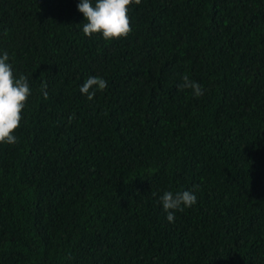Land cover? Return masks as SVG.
<instances>
[{"label":"trees","instance_id":"trees-1","mask_svg":"<svg viewBox=\"0 0 264 264\" xmlns=\"http://www.w3.org/2000/svg\"><path fill=\"white\" fill-rule=\"evenodd\" d=\"M77 3L0 0L32 90L0 143V264H264V0H140L111 40Z\"/></svg>","mask_w":264,"mask_h":264},{"label":"clouds","instance_id":"clouds-1","mask_svg":"<svg viewBox=\"0 0 264 264\" xmlns=\"http://www.w3.org/2000/svg\"><path fill=\"white\" fill-rule=\"evenodd\" d=\"M140 0H78L77 10L83 14L82 31L85 35L99 34L105 40L126 36L130 31L128 6ZM181 88L191 89L194 96L203 94L200 83L182 77ZM106 80L98 76H89L81 85V94L93 99L97 90L106 87ZM28 78L14 75L13 66L7 51L0 50V143L17 142L15 130L21 121L22 110L27 98L31 95ZM47 95V92H44ZM196 195L189 189L175 192L165 190L159 197L161 207L169 222H174L175 213L196 203Z\"/></svg>","mask_w":264,"mask_h":264}]
</instances>
